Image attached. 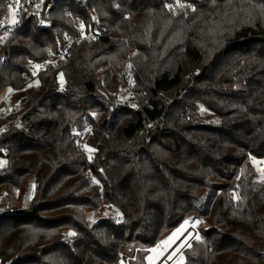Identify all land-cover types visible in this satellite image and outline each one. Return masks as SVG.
<instances>
[{"label":"trees","instance_id":"16d2710c","mask_svg":"<svg viewBox=\"0 0 264 264\" xmlns=\"http://www.w3.org/2000/svg\"><path fill=\"white\" fill-rule=\"evenodd\" d=\"M168 1L51 0L53 26L28 19L1 48L19 108L0 119V194L31 196L0 212V264H147L188 219L204 226L180 264H264V0ZM92 12L101 39L24 78ZM103 204L117 214L89 222Z\"/></svg>","mask_w":264,"mask_h":264},{"label":"built area","instance_id":"2783aa9c","mask_svg":"<svg viewBox=\"0 0 264 264\" xmlns=\"http://www.w3.org/2000/svg\"><path fill=\"white\" fill-rule=\"evenodd\" d=\"M79 5H85L87 0H74ZM192 0H169L166 5L169 9L176 11L182 7L192 6ZM52 6L51 0H7V10L0 15V50L3 45L12 37L17 31L23 28L25 22L31 19L35 24L42 29H49L53 26L52 15L50 8ZM66 15H71V11H66ZM15 21V23H13ZM98 16L95 12L90 13L86 18L78 16L74 20L75 33H65L61 38H57L54 45L48 49L45 57L35 60L28 58L24 64L28 72L25 73L24 78L28 79L30 76H36L45 68L55 65L59 60L69 56L71 48L76 43L92 42L101 39L104 34L103 28L99 25ZM8 55L6 53L0 54V66L7 63ZM23 64V63H21ZM19 108V104H15L11 110L7 111L5 108L0 109V119H9L13 115L15 109ZM13 119L10 118V121ZM6 125H0V138L5 132ZM7 149L0 146V157L6 155ZM259 177H264V159L252 158ZM70 231H67L69 234ZM191 234L192 237L197 236V231L191 225L186 228L183 236L173 245L164 248V256L157 263L161 264L163 261H168V257L175 252L179 244ZM163 248V247H162Z\"/></svg>","mask_w":264,"mask_h":264},{"label":"rangeland","instance_id":"374dc122","mask_svg":"<svg viewBox=\"0 0 264 264\" xmlns=\"http://www.w3.org/2000/svg\"><path fill=\"white\" fill-rule=\"evenodd\" d=\"M36 81H34L35 83ZM57 89H61L65 85V78L62 72L57 73ZM13 91L10 87H5L2 91H0V109H6L7 111L11 110L13 107L14 101L12 100ZM111 96L114 97L118 102H131L134 100L135 96L130 92L125 90L124 88H119L118 90L111 92ZM14 114H17V109H15ZM13 116V115H12ZM82 149L88 155H91L92 149L89 148L85 142H82ZM4 157H0V166L4 163ZM257 169V168H256ZM258 172V170H257ZM264 177H259V179H263ZM232 195L234 200H238L240 197L239 191L237 189L232 190ZM31 196L30 193H26L22 199L18 198V194L16 191H5L3 190L0 194V210L7 211L10 207L11 209H18L24 208L26 206L25 201L26 199L29 200ZM6 209V210H5ZM0 211V212H2ZM117 212L114 208H110L108 205L103 204L98 213L95 214L92 211H86V217L88 218L89 222H92L94 218L105 217L110 215H116ZM193 225L197 228V226H204V224L200 221H196L194 219H188L183 221L178 227L172 230L169 234H167L164 238L160 239L159 242L156 244L155 247L150 249V253L147 257V264H157L162 257L164 256V248H168L169 246H173L185 233L186 228L188 225ZM198 236V234H197ZM196 236V239L199 238ZM171 237V239H169ZM192 235L189 234L186 236L184 241L177 247L175 252L168 257V263L164 261L161 264H180L183 261V255L181 253L182 248L189 244ZM163 247V248H162ZM114 264H127L123 259L118 260Z\"/></svg>","mask_w":264,"mask_h":264},{"label":"snow or ice","instance_id":"6c2138e0","mask_svg":"<svg viewBox=\"0 0 264 264\" xmlns=\"http://www.w3.org/2000/svg\"><path fill=\"white\" fill-rule=\"evenodd\" d=\"M13 23H15V21H13ZM0 211H2V210H0ZM69 235H72V233H69ZM169 239H171V237Z\"/></svg>","mask_w":264,"mask_h":264},{"label":"water","instance_id":"95a60500","mask_svg":"<svg viewBox=\"0 0 264 264\" xmlns=\"http://www.w3.org/2000/svg\"><path fill=\"white\" fill-rule=\"evenodd\" d=\"M261 39L264 40V37H262Z\"/></svg>","mask_w":264,"mask_h":264},{"label":"crops","instance_id":"0c3cea01","mask_svg":"<svg viewBox=\"0 0 264 264\" xmlns=\"http://www.w3.org/2000/svg\"><path fill=\"white\" fill-rule=\"evenodd\" d=\"M167 248V247H166Z\"/></svg>","mask_w":264,"mask_h":264}]
</instances>
